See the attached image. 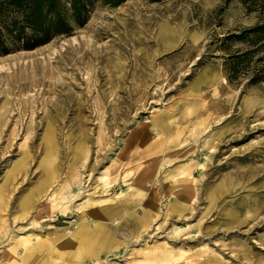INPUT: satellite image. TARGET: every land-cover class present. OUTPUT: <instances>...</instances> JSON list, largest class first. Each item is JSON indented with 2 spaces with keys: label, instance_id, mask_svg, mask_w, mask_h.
<instances>
[{
  "label": "rangeland",
  "instance_id": "obj_1",
  "mask_svg": "<svg viewBox=\"0 0 264 264\" xmlns=\"http://www.w3.org/2000/svg\"><path fill=\"white\" fill-rule=\"evenodd\" d=\"M261 19L260 0L96 1L0 54V264L64 262L100 204L123 210L103 221L117 241L68 264H264V80L228 81L213 42Z\"/></svg>",
  "mask_w": 264,
  "mask_h": 264
},
{
  "label": "trees",
  "instance_id": "obj_2",
  "mask_svg": "<svg viewBox=\"0 0 264 264\" xmlns=\"http://www.w3.org/2000/svg\"><path fill=\"white\" fill-rule=\"evenodd\" d=\"M96 1L112 6L125 0H0V54L15 49H33L60 35H70L88 19ZM248 10L256 0H239ZM264 6V0H260ZM262 8V7H261ZM215 48L222 51L224 74L228 81L246 65L248 83L264 80V20L216 37ZM243 44L242 47L234 44ZM212 44V42L210 43Z\"/></svg>",
  "mask_w": 264,
  "mask_h": 264
},
{
  "label": "bare ground",
  "instance_id": "obj_3",
  "mask_svg": "<svg viewBox=\"0 0 264 264\" xmlns=\"http://www.w3.org/2000/svg\"><path fill=\"white\" fill-rule=\"evenodd\" d=\"M1 68H3V67L0 66V69ZM146 177H148V176H146ZM189 186H191V185H189ZM217 190H219L218 187H217ZM217 190L215 191V188L211 189L210 190L211 195H214L217 192ZM28 201L29 200L27 199V197L22 198L19 205H18L19 208L23 209V207L28 203ZM175 201H173V202H175ZM173 206L175 209H178L181 206V203L176 202V203H174ZM118 208L119 207H116V206L101 205L100 204L99 206L95 205L92 208L85 209L83 215L87 214V218L89 219V221H92V222L94 221L93 222L94 224L92 227H90V226H88L87 220L83 221L85 223L82 226H80L74 234H71L70 236H68L65 239V241L62 242V244L57 245V247L54 249V252L57 251L58 246L62 247L60 249L66 248L67 246H70V249L65 254L64 262H62L61 260H58V264H68L70 260L77 261V262H81V261L87 260V259H93L94 260V259H97L98 257H100L101 252H103V251L105 252L107 250L109 251L111 249V247L113 246L114 242L117 241L116 238L118 237V235L114 230H105L104 228H102L104 225L103 221H105L104 219H109L110 217H114V219H117L118 215L120 216L121 212L123 211L121 209V212H120V210ZM125 208H126V206H125ZM173 211H174V209H173ZM180 211H182V210H180ZM153 216L154 215L151 214V206L145 205V208H143V216L141 219L137 220V224H139L141 222V225L143 224L145 226L146 223L150 222V220L152 219ZM128 217L130 218V216H128ZM135 224H136V222L134 223V226H136ZM119 226H120V224H119ZM140 230H142V229H140ZM137 233H139V232H137ZM52 242H54V241H52ZM41 244L42 243H35V246L33 248L31 246V247H29L30 249L24 250V258L23 257L22 258L26 260L30 256L31 251H33L34 254H36L41 249V247H42ZM158 256H159L158 258H160V260H165V259L170 258L169 253H165L163 255H158ZM16 264H21V263L17 262ZM78 264H82V263H78Z\"/></svg>",
  "mask_w": 264,
  "mask_h": 264
}]
</instances>
